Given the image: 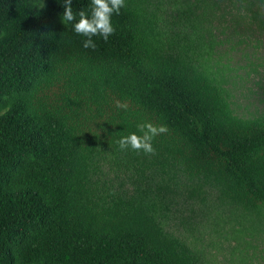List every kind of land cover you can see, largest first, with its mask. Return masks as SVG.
Segmentation results:
<instances>
[{
	"label": "trees",
	"instance_id": "1",
	"mask_svg": "<svg viewBox=\"0 0 264 264\" xmlns=\"http://www.w3.org/2000/svg\"><path fill=\"white\" fill-rule=\"evenodd\" d=\"M42 3L0 0V264H264V114L229 90L264 0H230V66L205 0H125L95 49Z\"/></svg>",
	"mask_w": 264,
	"mask_h": 264
},
{
	"label": "rangeland",
	"instance_id": "2",
	"mask_svg": "<svg viewBox=\"0 0 264 264\" xmlns=\"http://www.w3.org/2000/svg\"><path fill=\"white\" fill-rule=\"evenodd\" d=\"M205 3L209 7L206 15L201 16L202 22L216 39V54L222 57V64L230 66V0H205ZM253 38L260 41L259 47L238 57L243 69L231 86L229 81L233 108L245 117L264 114V27Z\"/></svg>",
	"mask_w": 264,
	"mask_h": 264
},
{
	"label": "clouds",
	"instance_id": "3",
	"mask_svg": "<svg viewBox=\"0 0 264 264\" xmlns=\"http://www.w3.org/2000/svg\"><path fill=\"white\" fill-rule=\"evenodd\" d=\"M39 8H43L42 0H38ZM63 12L61 21L65 24H71L72 30L85 39L82 41L83 48H96L93 37H100L107 40L115 31L111 17L113 14L119 15L120 10L125 7V0H88L87 10L73 11L72 0H62ZM38 8V9H39ZM117 108H126V104L116 102ZM137 132H129L122 135L116 141L120 150H136L144 153H152L153 137L167 129L161 125L154 126L151 123L142 122L136 125Z\"/></svg>",
	"mask_w": 264,
	"mask_h": 264
}]
</instances>
